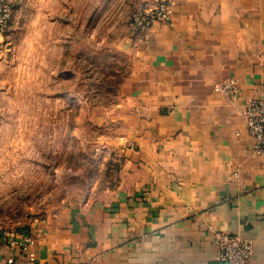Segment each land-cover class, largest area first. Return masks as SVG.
Segmentation results:
<instances>
[{"label": "crops", "instance_id": "0c3cea01", "mask_svg": "<svg viewBox=\"0 0 264 264\" xmlns=\"http://www.w3.org/2000/svg\"><path fill=\"white\" fill-rule=\"evenodd\" d=\"M167 1L112 114L122 185L0 245V264H225L219 234L251 240L264 264V156L246 122L264 97V0Z\"/></svg>", "mask_w": 264, "mask_h": 264}, {"label": "rangeland", "instance_id": "374dc122", "mask_svg": "<svg viewBox=\"0 0 264 264\" xmlns=\"http://www.w3.org/2000/svg\"><path fill=\"white\" fill-rule=\"evenodd\" d=\"M167 0H9L0 29V245L123 182L112 114L127 97L138 10Z\"/></svg>", "mask_w": 264, "mask_h": 264}, {"label": "built area", "instance_id": "2783aa9c", "mask_svg": "<svg viewBox=\"0 0 264 264\" xmlns=\"http://www.w3.org/2000/svg\"><path fill=\"white\" fill-rule=\"evenodd\" d=\"M9 0H0V29L3 28L9 17ZM172 8L166 1H159L147 8L138 10L135 20L137 28L148 31L156 21H168L171 18ZM224 89H234L233 83H225ZM235 91V90H234ZM246 122L250 133L255 138L254 153L264 156V97L250 98L246 104ZM30 244L32 236L28 233L17 236L12 241V247L20 243ZM216 243L220 249V259L225 264H250L255 249L251 240L240 235L219 234ZM13 258H10L12 262Z\"/></svg>", "mask_w": 264, "mask_h": 264}]
</instances>
